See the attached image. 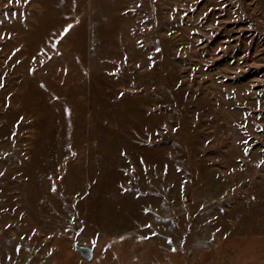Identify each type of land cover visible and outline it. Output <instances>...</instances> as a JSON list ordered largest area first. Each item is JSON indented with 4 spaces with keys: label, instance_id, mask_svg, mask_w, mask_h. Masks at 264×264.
Returning a JSON list of instances; mask_svg holds the SVG:
<instances>
[{
    "label": "rangeland",
    "instance_id": "374dc122",
    "mask_svg": "<svg viewBox=\"0 0 264 264\" xmlns=\"http://www.w3.org/2000/svg\"><path fill=\"white\" fill-rule=\"evenodd\" d=\"M0 264H264V0H0Z\"/></svg>",
    "mask_w": 264,
    "mask_h": 264
},
{
    "label": "water",
    "instance_id": "95a60500",
    "mask_svg": "<svg viewBox=\"0 0 264 264\" xmlns=\"http://www.w3.org/2000/svg\"><path fill=\"white\" fill-rule=\"evenodd\" d=\"M79 251L86 259H90L92 256V251L89 248L81 247L79 248Z\"/></svg>",
    "mask_w": 264,
    "mask_h": 264
}]
</instances>
